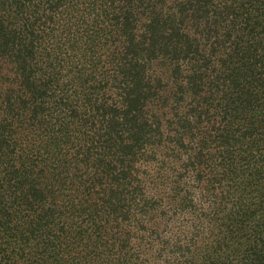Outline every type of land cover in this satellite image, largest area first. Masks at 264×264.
<instances>
[{"label":"trees","instance_id":"trees-1","mask_svg":"<svg viewBox=\"0 0 264 264\" xmlns=\"http://www.w3.org/2000/svg\"><path fill=\"white\" fill-rule=\"evenodd\" d=\"M0 264H264V0H0Z\"/></svg>","mask_w":264,"mask_h":264}]
</instances>
